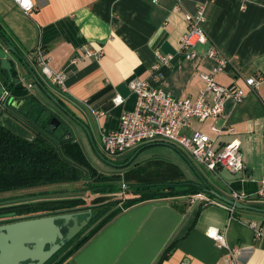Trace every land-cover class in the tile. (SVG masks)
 I'll list each match as a JSON object with an SVG mask.
<instances>
[{"label": "crops", "instance_id": "crops-1", "mask_svg": "<svg viewBox=\"0 0 264 264\" xmlns=\"http://www.w3.org/2000/svg\"><path fill=\"white\" fill-rule=\"evenodd\" d=\"M32 1L34 10L25 14L13 0H0V32L27 59L35 61L36 49L41 48L48 67L64 74L63 87L52 88L59 92L64 107L74 111L76 123L87 130L89 140L84 135L82 141L76 139L87 157L89 150L98 151L87 121L96 122L99 139L101 131L117 129L121 115L132 111L137 101L129 81L153 83L151 70L157 55L171 56L161 68L157 85L175 98L191 101L203 87L199 73L215 64L209 51L216 49L227 58V68L215 81L235 87L244 96L240 102H224L218 124L231 126L233 133L221 134L218 142L239 141L244 170L236 174L225 169L209 171L237 175L229 181L223 178L217 184L221 191L208 183L233 200L230 185L238 182L241 188L236 191L249 195L242 204L258 209L231 211L219 203H191L185 197L143 201L122 209L64 264H225L227 251L206 235L209 227L224 232L228 248L241 264H264V200L256 196L264 181V91L250 90L245 83L251 76L264 78V0L207 3V41L197 46L192 60L179 51L178 40L186 30L183 13H193L203 0H183L181 12L172 10L175 0ZM98 50L97 58L86 55V51ZM31 83L26 81V88ZM52 88L49 86L51 93ZM35 90L47 97L39 87ZM115 95L123 99L118 106L112 103ZM213 122L192 121L186 133L196 129L213 136L209 130ZM164 143L168 142L157 144ZM165 169L171 177L185 176L181 168ZM198 177L186 179L197 181ZM253 187L256 191L250 193ZM79 213L81 220L86 214ZM252 221L258 225L259 237L249 226ZM170 244L175 245L174 250L160 261Z\"/></svg>", "mask_w": 264, "mask_h": 264}, {"label": "trees", "instance_id": "trees-1", "mask_svg": "<svg viewBox=\"0 0 264 264\" xmlns=\"http://www.w3.org/2000/svg\"><path fill=\"white\" fill-rule=\"evenodd\" d=\"M38 86L47 98L66 114L74 117L76 121L78 120L69 109L64 107L59 98L45 88L40 80H38ZM25 89H21L15 94L18 99L24 101L23 105H20L16 110L20 117H15V119L20 125L8 126L5 122L0 121V193L32 192L29 197L34 201L23 205V208L16 212L17 215L34 214L35 217H38L83 211L85 216H91L87 226L74 239L67 241L45 264H64L122 209L143 201L176 197L191 199L197 194H202L221 205L229 206L210 194L209 188L212 186L201 176L197 181L186 178L166 180L170 179L166 178L160 182L127 185L123 181L127 172L110 175L101 173L88 160L79 142L73 137L70 129L63 125L61 119L37 97L27 93ZM96 97H92L90 102ZM51 121L55 123H51ZM56 123H58L57 126ZM157 143L143 144L133 152H140ZM102 156L118 164L126 163L131 157V155L126 156L118 162L105 154ZM132 162L121 168H115L127 171L131 170V167L138 168L140 166L132 165ZM178 176L183 177L182 175ZM78 183L82 184L81 191L86 192L88 196H93L94 206L86 207L85 201L80 196L56 199L37 198L55 193L46 191L45 194H42L37 193L36 190ZM230 186L234 191L241 188L238 182H234ZM255 191L256 187H253L250 193ZM174 248V244L166 247L161 254L160 261L167 259Z\"/></svg>", "mask_w": 264, "mask_h": 264}, {"label": "built area", "instance_id": "built-area-1", "mask_svg": "<svg viewBox=\"0 0 264 264\" xmlns=\"http://www.w3.org/2000/svg\"><path fill=\"white\" fill-rule=\"evenodd\" d=\"M16 5L25 13L30 14L34 10V3L29 0H13ZM213 0H203L196 5L193 13L184 12L186 25L185 32L179 37L178 48L185 58L192 60L196 55L197 46L207 41L204 29L205 9L207 3ZM183 0H175L173 11H182ZM101 50L86 51V55L99 57ZM209 57L214 61V66L207 72H200L199 77L203 87L199 90L196 98L178 99L169 92L163 91L157 82L161 77V68L168 65L170 55H157V60L152 66L153 83L147 80L132 79L128 86L136 95L137 101L132 111L124 112L119 120L118 128L111 131H101L100 143L104 154L107 157L115 158L123 153L136 149L137 147L153 142H168L189 153L196 163L208 171L225 169L230 173H241L244 170L243 155L238 140L220 143L218 139L221 134L233 133V128L225 123L218 124L223 110V104L227 99L240 102L244 96L242 91L235 87H225L215 81V76L224 72L229 61L216 49L209 51ZM35 61L40 69L48 86L64 85V74L55 73L47 65V60L41 48L36 49ZM246 86L250 90L262 89L264 91V78L248 77L245 79ZM29 87V85L27 86ZM123 99L115 95L112 98L114 106H118ZM207 119H214L209 126L210 132L207 135L196 129H191L187 134L186 130L191 128L192 121L201 124ZM232 199L245 203L249 195L245 192H231ZM258 199L264 200V181L257 191ZM217 203L202 194L191 198V203ZM231 211L235 207L227 206ZM250 228L255 231L256 237L260 236L258 225L255 222L249 223ZM206 235L211 238L219 249L227 251L225 264H241L236 259L234 251H231L224 237V232L209 227Z\"/></svg>", "mask_w": 264, "mask_h": 264}, {"label": "rangeland", "instance_id": "rangeland-1", "mask_svg": "<svg viewBox=\"0 0 264 264\" xmlns=\"http://www.w3.org/2000/svg\"><path fill=\"white\" fill-rule=\"evenodd\" d=\"M35 68H36L35 70L40 74L41 78L45 81L44 77L40 73V69L38 67ZM52 91L57 98L63 100L62 97L59 95L58 91H56L54 88H52ZM37 98L44 105L48 106L52 110V112L55 113L61 119L63 125L67 126L70 129L75 139H80L82 141L83 140L82 135H84V137L89 140L87 130L81 128L79 124L76 123L74 117L66 114L58 105H56L54 102H52L47 97H45L40 91L37 94ZM82 119L85 120V117L83 115H82ZM86 124L90 128L95 146L98 150L97 151L98 154L96 151L95 153L89 150L88 160L91 162L92 165H95L97 170L100 171L101 173L108 175L120 173L119 170L114 168H109L107 167L108 166L107 164L101 162L99 154L102 155L104 154V152L102 151L101 148L100 139L97 133L96 122L87 121ZM135 153H137V155L135 156L132 163H137L140 166L138 168L131 167V170L122 171L124 174L127 172L123 178V181L127 185L134 183L146 184L149 182H160V181H164L166 178H170L166 180H178L182 178L192 179L200 175L201 177L205 178L210 184H212L213 186L215 185L219 189L220 188L219 185L222 184L223 178L224 180L229 181L228 178H234L237 176L230 174L224 170H222L220 174L211 173L207 171L203 166L196 163L189 153L178 147L172 146L168 143L151 145L142 149L140 152L136 151ZM135 153L131 152L130 154L129 152H126L113 158V160L120 162L119 160H123L126 156H130V155L132 156ZM148 163L150 164L146 166V164ZM164 167L181 168L185 176L179 177L178 175H174L173 177H168L169 175L167 174L166 169L164 170ZM81 190H82V184L78 183L71 185H59L55 187H48L46 189L43 188L36 190V192L42 194H45L44 192L46 191L49 193L51 192L55 193V194L52 193L49 195L45 194L42 196H38L37 198L40 199L41 198H48V199L71 198V197L80 196L85 201L84 205L86 207L94 206L92 202L94 199L93 196H88L86 192ZM29 194H27V196H29ZM27 196H22V197H27Z\"/></svg>", "mask_w": 264, "mask_h": 264}, {"label": "water", "instance_id": "water-1", "mask_svg": "<svg viewBox=\"0 0 264 264\" xmlns=\"http://www.w3.org/2000/svg\"><path fill=\"white\" fill-rule=\"evenodd\" d=\"M11 55L19 57L22 64L26 65L24 57L19 54L17 49L13 47L2 32H0L1 69H9V57ZM31 73L33 77H35L32 71ZM35 79L38 83V79ZM3 105H5V103H3L2 106ZM51 123L55 122L51 121ZM55 125L57 126L58 123ZM136 155L137 153L132 155L124 164H115L105 159L100 154L99 157L105 163L113 167L121 168L130 164ZM209 192L217 199L235 208L258 211L256 208L220 195L213 188H209ZM80 216L81 213L79 212L45 215L33 217L31 219L24 218L0 226V264H22L24 262H27L26 264H45V262L64 245L65 241L71 240L88 224L90 219L89 216L81 220L79 219ZM62 230H65V234ZM57 240L58 242H56ZM46 246H48L47 249H45Z\"/></svg>", "mask_w": 264, "mask_h": 264}, {"label": "flooded vegetation", "instance_id": "flooded-vegetation-1", "mask_svg": "<svg viewBox=\"0 0 264 264\" xmlns=\"http://www.w3.org/2000/svg\"><path fill=\"white\" fill-rule=\"evenodd\" d=\"M19 54L21 53L19 52ZM24 60L26 62V65L28 66L22 64L19 57L11 55L9 57V61H10L9 69L5 70V69L0 68V93H1L0 94V99H1L0 100V121L5 122L6 125L8 126H19L20 125V123L15 119V117H20L18 116V113L16 112V110L19 108L20 105H23L24 101L18 99L15 96V94L17 91L26 88L25 86L26 81H31L32 83L25 90L27 91V93L35 97H37V93L35 89L36 87L37 88L39 87L35 78L43 82L45 88L48 89V91H50L47 83L41 78L40 74L35 70L36 69L35 67H37V65L34 59H27L26 57H24ZM27 67H29L30 69ZM31 71L34 73L35 77H33ZM3 103H5V105L2 106ZM29 193H32V192L26 191V192H21V193H0V226L13 223V222L19 221L24 218L31 219L35 217L34 214L17 215L16 213L20 209L23 208V205H27L34 201L32 198L27 196V194ZM22 196H27V197H22ZM72 212H76V211H72ZM87 216H89V218L91 219L90 215H87ZM62 231L65 234V230H62ZM80 232H78L72 239H74ZM56 242H58V240ZM66 242L67 241H65V243ZM47 248L48 246L45 247V249ZM26 263L27 262H24L22 264H26Z\"/></svg>", "mask_w": 264, "mask_h": 264}, {"label": "snow or ice", "instance_id": "snow-or-ice-1", "mask_svg": "<svg viewBox=\"0 0 264 264\" xmlns=\"http://www.w3.org/2000/svg\"><path fill=\"white\" fill-rule=\"evenodd\" d=\"M29 2V0H24V3L27 4Z\"/></svg>", "mask_w": 264, "mask_h": 264}]
</instances>
